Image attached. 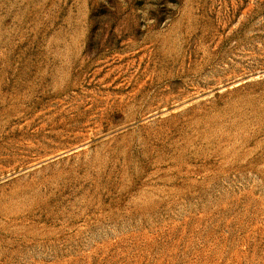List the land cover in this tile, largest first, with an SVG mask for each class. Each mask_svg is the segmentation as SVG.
<instances>
[{
	"label": "rangeland",
	"instance_id": "obj_1",
	"mask_svg": "<svg viewBox=\"0 0 264 264\" xmlns=\"http://www.w3.org/2000/svg\"><path fill=\"white\" fill-rule=\"evenodd\" d=\"M0 264H264V0H0Z\"/></svg>",
	"mask_w": 264,
	"mask_h": 264
}]
</instances>
